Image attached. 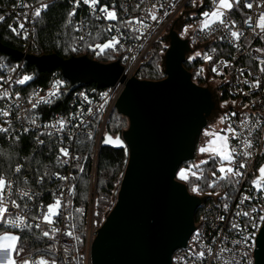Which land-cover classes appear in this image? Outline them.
Wrapping results in <instances>:
<instances>
[{
  "label": "built area",
  "instance_id": "1",
  "mask_svg": "<svg viewBox=\"0 0 264 264\" xmlns=\"http://www.w3.org/2000/svg\"><path fill=\"white\" fill-rule=\"evenodd\" d=\"M50 2L42 0L36 5H30L19 1L17 5L12 4L6 12L2 11L0 3L2 21H9L10 29H19L20 23L25 25L24 31L28 33V38L25 39L23 33L18 35L24 42V54H30V47L35 45V10L45 11L42 6H48ZM217 4L218 0H122L118 8L114 6L118 17L115 21L103 18L104 14L99 8L108 6L103 0H100L95 9L84 5L82 0L80 7L76 8L74 0L72 9L76 13L73 48L77 51L74 52H80L87 42L92 33V24L100 25L107 34V41L112 37L120 41L115 52L121 54L119 61L127 79H139L138 73L157 43L161 42L169 49L170 40L164 38L169 37L172 31L178 33L182 40L189 41L190 49L195 51L187 54L188 63L184 65L191 67L192 73L201 78L205 87L216 95L220 103L221 129L235 155L236 163L231 166L235 167L240 163L246 165L239 169L244 175L235 177L229 174L232 182L227 181L228 183L221 179L223 174L219 173L221 166H230L227 161L221 160L214 170L207 173L210 183L219 185V188L216 192L203 195L205 202L201 207L200 218L195 223V230L187 246L173 255V264H225V261L228 264H255L256 241L264 225L259 222V213H253L256 217L255 228L247 218L236 216L238 210L251 213L253 207H264V193L257 192L253 187L258 167L264 160V31L259 27L260 16L264 15V0H239L238 5L233 0V9L224 12L225 23H217L210 29H204L203 13L214 11ZM249 4L252 5L251 8L247 7ZM149 13L156 15L157 19L154 21ZM136 20L142 23L125 26V21ZM188 26L193 32L181 36L183 28ZM232 31L240 34L239 40L231 35ZM81 36L84 37L83 40L80 39ZM106 51L113 50L107 49L101 53L96 48L93 52L102 55ZM196 53L200 55L197 56ZM26 62L21 59V62L9 65L0 60V129L8 130L0 131V134L7 143H14L20 137L30 134L52 139L56 145L55 159L61 169L51 176L55 185L48 191L52 200L48 205L44 202L47 197L43 191L18 187L15 176L20 173L21 167L15 168L13 177L6 180L9 187L0 196L5 201L8 213L20 215L29 228H44L49 232L45 254L29 256L15 253L13 258L17 264H22L26 259H43L48 264H53V261L54 264H92L91 249L99 230L96 217L101 149L106 126L125 85L117 83L114 87L101 90L84 86L68 95L67 101H63V92L67 94L69 88L61 79L56 78L48 88L37 87L32 90L27 88V82L17 83L26 70ZM225 96L227 98L223 99ZM45 100L48 102L45 103ZM58 103L62 104L61 111L45 112V108ZM5 112L8 113L7 116L4 115ZM61 121L64 122L62 128ZM229 126L235 130V134L226 131ZM85 137L93 139L92 153L88 157L82 155L80 150L79 141ZM245 141L250 142L253 147L246 148ZM61 148L68 150L67 157L60 152ZM245 151H250L251 157H244L242 153ZM76 157L80 159L77 160ZM85 167L89 175L86 233L84 247L79 248L71 210L75 200L76 172L82 173ZM213 172L216 173L215 176L212 175ZM236 180L239 182L236 183ZM43 182L44 177H40L39 184ZM221 184L223 187H220ZM244 196L251 199L240 204ZM57 200L60 201L59 214L52 217V224H48L43 217L47 214L48 207ZM12 201L19 207L14 206ZM225 203L228 205L227 211L224 209ZM221 216L224 217L223 220L220 219ZM233 222L240 223L242 230L232 229ZM0 227L5 230L4 226ZM7 231L23 232L21 227L13 229L10 226ZM69 232L72 235H68ZM245 236L250 237L247 242L243 240ZM237 240L241 243H235ZM221 248H227L228 251L221 253ZM200 251L205 252L202 261L198 259Z\"/></svg>",
  "mask_w": 264,
  "mask_h": 264
},
{
  "label": "water",
  "instance_id": "2",
  "mask_svg": "<svg viewBox=\"0 0 264 264\" xmlns=\"http://www.w3.org/2000/svg\"><path fill=\"white\" fill-rule=\"evenodd\" d=\"M166 52L165 79H127L120 61L101 64L88 57L64 60L7 48L0 52L25 59L42 71L59 69L70 87L67 95L90 84L99 89L123 83L116 110L129 128L104 148L125 150L127 167L115 192L116 204L96 233L92 264H173V255L187 246L195 230V214L205 202L177 181L183 164L194 159L197 139L214 109L208 88L193 82L185 68L189 41L172 31ZM117 142H120L119 144ZM255 264H264V225L258 235Z\"/></svg>",
  "mask_w": 264,
  "mask_h": 264
},
{
  "label": "trees",
  "instance_id": "3",
  "mask_svg": "<svg viewBox=\"0 0 264 264\" xmlns=\"http://www.w3.org/2000/svg\"><path fill=\"white\" fill-rule=\"evenodd\" d=\"M19 1H25L30 5H36L42 0H0L2 11L6 12L12 4L17 5ZM50 4L45 11L41 12V16L37 17L35 22L36 39L35 45L30 47V54L35 56H57L64 60H69L72 57H88L91 60L101 64H112L120 60L121 54L115 51H106L102 55H96L93 48L96 44L105 43L108 39L107 34L100 25L92 24V33L88 37L87 42L81 47V51L75 53L72 51L75 44L76 36V17L72 16L74 0H50ZM110 7H119L122 0H103ZM5 10V11H4ZM0 17L2 14L0 13ZM11 19V18H10ZM9 21H0V43L10 49L24 52V42L22 37L16 35L9 28ZM167 52V47L161 42L157 43L152 49L150 58L144 63L138 73L139 80L142 81H162L165 74L163 69L164 55ZM0 60L5 61L9 65L21 62V59H15L11 56L0 52ZM184 68L192 74L193 82L200 87H204L205 83L200 77L192 73L191 67L186 64ZM23 76H30L26 86L29 90L37 87L48 88L53 81L61 79L67 88L70 84L65 80L59 69L52 71H42L36 66L26 62V70ZM86 88L101 90L96 84L86 85ZM227 98L226 96L223 97ZM63 101L68 100V95L63 92ZM62 104H52L45 108L46 113L61 111ZM129 121L118 113L115 109L106 126V135L109 134L113 138L121 136L128 129ZM42 142V143H41ZM81 145V153L84 156H89L92 153L93 139L82 138L79 141ZM56 145L54 141L48 137H40L36 134L24 135L14 143H7L4 137L0 134V178L8 180L13 177L15 168L21 167L20 173L15 176L18 187H27L32 190L43 191L46 194L47 200H44L48 205L52 202L48 191L54 187L51 180L52 174L60 171V166L55 159ZM128 157L125 150L117 151L110 148L101 149L98 187H97V230L104 223L106 217L112 211L115 205V192L121 185ZM221 161L218 157H212L200 165L195 171L196 175H191L188 178L187 187L189 190L198 189L200 194H208L216 192L219 185L212 187L208 180L207 173L214 170L215 166ZM189 164H184L182 167H188ZM44 177V182L39 184V178ZM26 180V181H25ZM226 181V180H224ZM225 183H228L227 181ZM225 185V184H224ZM89 187L88 169L85 167L82 173L76 172V187L74 188V203L72 205V215L74 223V232L78 241L79 248L84 247L86 233V209L87 196ZM223 187V184L220 185ZM41 201V200H40ZM202 209L197 211L195 223L198 222ZM44 228L31 227L26 231L18 232L21 237L18 245L20 249L18 255H43L45 254L47 242L43 232ZM5 230L0 227V233Z\"/></svg>",
  "mask_w": 264,
  "mask_h": 264
},
{
  "label": "snow or ice",
  "instance_id": "4",
  "mask_svg": "<svg viewBox=\"0 0 264 264\" xmlns=\"http://www.w3.org/2000/svg\"><path fill=\"white\" fill-rule=\"evenodd\" d=\"M84 5H88L90 8L95 9L97 7V5L100 3V0H82ZM80 3L81 0H75V7L78 8L80 7ZM235 3L238 5L239 4V0H235ZM23 7H28V5H23ZM44 9H46L48 6L47 5H43L42 6ZM248 8H251L252 5L249 4L247 5ZM233 9V0H218V4L216 5V9L214 11H210V12H204L203 16H204V23H203V27L204 29H210L213 25L219 23V24H224L225 20H224V12L228 11L230 12ZM99 11L101 13H103V18L107 19L109 21H115L118 19L116 11L114 10V6L113 9L110 10L108 6H103L101 8H99ZM76 13L75 11H72L70 13V15L74 16ZM34 15L36 17H40L41 16V10L40 9H36L34 12ZM149 15H151V18L155 21L157 19L156 15H153L151 13H149ZM99 18V17H97ZM3 20V17H0V21ZM133 23L136 24H141L142 21L140 20H136V21H125V26H131ZM259 27L262 31H264V15L260 16V23H259ZM25 29V25L24 23H20L19 24V29L17 28H12L11 31L14 32L16 35H21L23 33L24 38L27 39L28 38V33L26 31H24ZM110 30V29H109ZM77 31H80V29H77ZM143 35V33H141V36ZM231 35L233 37H236L237 40H239L240 38V34L236 31H232ZM81 40L84 39L83 36L80 37ZM119 40L116 37H112L111 39H109L107 42L103 43V44H96L95 47L93 48V51H95L96 48H99L101 53H103L105 50L107 49H112L113 51H116V45L119 44ZM72 51H77L76 48H73ZM259 51V50H257ZM197 56L200 55V53H196ZM209 60H211V57H208ZM213 71H216V69H213ZM262 71H264V69H262ZM31 79L30 76H23L22 79L18 80L17 83L20 84H24L27 81H29ZM56 93H50V95H55ZM2 98V97H0ZM45 103H47L48 101L45 100ZM4 115H8L7 112L4 113ZM232 115H235V113H232ZM60 126L61 128L64 127V122L61 121L60 122ZM0 131H5L7 132V129H0ZM226 131L235 134V130L231 128V126H229ZM105 143H110L112 142V137H108L107 140L104 141ZM42 143V142H41ZM118 144L120 142H117ZM245 147L248 149H251L253 147V145L248 142L245 141L244 142ZM205 151H209L210 153H214L216 156H219L222 160L227 161L229 163V167H224L221 166L219 168V173L223 174L221 176V179L232 182L230 179L229 174H231V176H235V177H242L244 175V173L242 171H239V169H243L246 167V165L244 163H240L237 166L233 167L231 165H235L236 161H235V155L233 153V149L232 146L229 144L228 139L226 137L223 136H217L215 140L212 141V144L210 146L209 149H201V152H205ZM60 152L67 157L69 155V152L67 149L65 148H61ZM242 155L244 157H251V152L250 151H245L242 153ZM77 160H79V157H76ZM207 163V161H206ZM17 171H19V169H17ZM193 175H196L195 173H193ZM213 176L216 175L215 172L212 173ZM259 175L260 178L257 179L254 182L253 187L256 189L257 192H262L264 193V166H261L259 168ZM60 179L64 180L67 179L66 177H59ZM180 178L182 180H185L187 177L185 176L184 172H181L180 174ZM236 183H238L239 181L236 180ZM212 187H215V184L210 185ZM9 187L8 182L3 179L0 178V193H2L4 191L5 188ZM194 191L197 192V194H199V190L198 189H193ZM24 195H27V193H24ZM225 199H227L225 197ZM251 197L249 196H244L241 201L240 204H244L245 201L250 200ZM12 203L14 204V206L19 207V205H15V201H12ZM60 208V201L57 200L55 202L54 205H50L48 207L47 210V214L44 215L43 219L46 223L48 224H52L53 223V219L52 217L57 216L59 214L58 210ZM224 209L225 211L228 210V205L225 203L224 205ZM253 213H259L258 215V219L259 222L261 224H264V207H261L260 209H257L256 207L252 208V212H248V211H244V212H240L239 210L236 212V216H243L245 218H247V220L252 223V226L255 228L256 224H255V219L256 217L253 215ZM33 219H35V217H33ZM221 220L224 219L223 216L220 217ZM0 226H4L5 227V233L3 235H0V252L4 253V261H0V264H17V261L13 258V254L17 253L20 249H18V245L19 242L21 240L20 236L14 235V234H9L7 231V228L10 226L11 228H17V227H21V230L23 231L24 229L29 228V225L27 224L26 220L24 218H22L20 215H16L13 216L12 214L8 213V209L7 207H5V201L2 198V196H0ZM37 227H39V225H37ZM232 229H241V224L238 222H233L231 225ZM242 230V229H241ZM53 231H56V229H53ZM43 235L45 237L49 236V232L48 231H44ZM68 235H72V233H68ZM250 239V237L245 236L243 238L244 242H247ZM235 243L239 244L241 243V241L237 240L235 241ZM228 249L227 248H221L220 252L224 253L227 252ZM205 258V252L204 251H200L198 253V259L200 261H202ZM22 264H48V262L46 260H39V261H29V260H24L22 262ZM54 264V261H53ZM225 264H228V261H225Z\"/></svg>",
  "mask_w": 264,
  "mask_h": 264
},
{
  "label": "rangeland",
  "instance_id": "5",
  "mask_svg": "<svg viewBox=\"0 0 264 264\" xmlns=\"http://www.w3.org/2000/svg\"><path fill=\"white\" fill-rule=\"evenodd\" d=\"M193 32V29L191 27H185L183 28V32L181 33V36H186V35H189ZM163 71H164V74H165V71H166V68H165V61H164V64H163ZM205 87V86H204ZM211 92V94H213V92L211 90H209ZM213 97L215 98L214 94H213ZM217 107L218 104H217ZM220 109H222L220 107ZM222 114V113H221ZM218 113L216 112V114L214 115L213 119L210 121L209 124L210 125V128L208 127V129L204 130L203 134H202V139H200L201 141H199V143L196 144V151H195V155H194V159L191 161V162H188V163H185V164H189L188 167H182L178 174H177V181L180 182V183H183L184 185L187 186L188 184V178L193 175V173H195V171L197 170V168L200 167V165L206 163V161H208L209 159H211L212 157H218L220 158L219 156H216L214 153H210L209 151H205V152H201V149H209L211 144H212V141L216 139L217 136H223L225 137L224 135V132L223 130L221 129V122L218 120ZM129 126V125H128ZM129 128V127H128ZM221 159V158H220ZM222 160V159H221ZM224 161V160H223ZM184 165V164H183ZM261 166H264V160L261 162V164L259 165L258 167V173H257V179L260 178V175H259V168ZM196 169V170H195ZM181 172H184L185 173V176L187 177L185 180H182L180 178V174ZM196 174V173H195ZM120 189V187L118 188V190ZM188 189V187H187ZM188 192L193 195V196H197L199 197L200 199H202L203 195L204 194H197L196 191L194 190H189L188 189ZM115 195V194H114ZM115 204H116V201H115ZM115 207V205H114ZM113 207V208H114ZM113 210V209H112ZM111 213V212H110ZM107 218V217H106ZM106 220V219H105ZM105 222V221H104ZM104 224V223H103ZM102 224V225H103ZM101 225V226H102ZM5 232H1L0 235H3ZM9 234H14V235H17V233L15 232H12V231H8ZM18 236V235H17ZM0 261H4V253L0 252ZM6 264V262H5Z\"/></svg>",
  "mask_w": 264,
  "mask_h": 264
},
{
  "label": "flooded vegetation",
  "instance_id": "6",
  "mask_svg": "<svg viewBox=\"0 0 264 264\" xmlns=\"http://www.w3.org/2000/svg\"><path fill=\"white\" fill-rule=\"evenodd\" d=\"M190 73V72H189ZM191 74V73H190ZM193 78V77H192ZM204 88H206V87H204ZM214 94V93H213ZM213 94H212V98H213V103H214V109L212 110V113L210 114V116L207 118V126L203 129V132H204V130H206V129H208V127L210 128V125L211 124H209L210 123V121L213 119V117H214V115L216 114V112L218 113V120L220 121V118H221V116H220V114H221V110L222 109H220V103H219V101H218V99H217V97H216V95L214 94V96H215V98L213 97ZM217 104H218V106L219 107H217ZM203 132L201 133V135L199 136V138L197 139V143H199V141H201L200 139H202L201 137H202V134H203ZM196 143V144H197ZM196 215H197V212H196V214H195V219H196Z\"/></svg>",
  "mask_w": 264,
  "mask_h": 264
}]
</instances>
